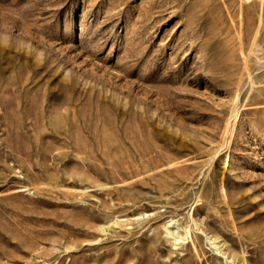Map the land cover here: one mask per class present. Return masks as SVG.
I'll return each instance as SVG.
<instances>
[{
    "label": "rangeland",
    "instance_id": "1",
    "mask_svg": "<svg viewBox=\"0 0 264 264\" xmlns=\"http://www.w3.org/2000/svg\"><path fill=\"white\" fill-rule=\"evenodd\" d=\"M0 264H264V0H0Z\"/></svg>",
    "mask_w": 264,
    "mask_h": 264
},
{
    "label": "bare ground",
    "instance_id": "2",
    "mask_svg": "<svg viewBox=\"0 0 264 264\" xmlns=\"http://www.w3.org/2000/svg\"><path fill=\"white\" fill-rule=\"evenodd\" d=\"M170 223H171V221L167 222V225H169ZM164 228H165V230H167V227H164ZM167 237L168 238H171L170 240H172L173 242H175L172 246H176V244H180V241L182 242V241L185 240L183 237L179 236L176 232H169L168 230H167ZM206 239L209 242L210 246H213L214 248H216L214 251H218V247L216 246L217 243H215V239L214 240H212L210 238H206Z\"/></svg>",
    "mask_w": 264,
    "mask_h": 264
}]
</instances>
